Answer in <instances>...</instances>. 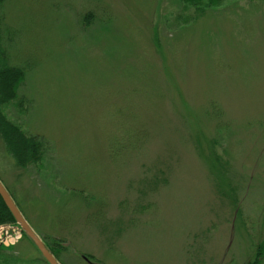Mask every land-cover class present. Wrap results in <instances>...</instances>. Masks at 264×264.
Wrapping results in <instances>:
<instances>
[{"label": "rangeland", "instance_id": "rangeland-1", "mask_svg": "<svg viewBox=\"0 0 264 264\" xmlns=\"http://www.w3.org/2000/svg\"><path fill=\"white\" fill-rule=\"evenodd\" d=\"M205 3L0 5V114L48 145L0 138V181L61 264H264V0ZM19 233L0 256L47 264Z\"/></svg>", "mask_w": 264, "mask_h": 264}, {"label": "trees", "instance_id": "trees-1", "mask_svg": "<svg viewBox=\"0 0 264 264\" xmlns=\"http://www.w3.org/2000/svg\"><path fill=\"white\" fill-rule=\"evenodd\" d=\"M3 1L4 0H0V5L3 3ZM183 1H185L188 5H195L197 8H199V10H202L205 6H208V3H205L207 0ZM176 18L177 21L182 20L183 23L186 22V16L179 15ZM1 46L2 45L0 42V104H5L16 99L17 89L20 82L24 78L25 69L23 67L9 66L7 54ZM0 138L5 143L6 150L13 156L16 163L22 167L41 162L48 150L47 142L43 137L37 135H27L25 132H23V130H21L19 125L7 120L1 114ZM9 222H14V219L0 197V224ZM6 248L7 247L0 246V252ZM52 254L60 262L58 255L54 252H52ZM3 257L0 256V258L3 260L7 258L6 256ZM7 260L8 259H6V262Z\"/></svg>", "mask_w": 264, "mask_h": 264}, {"label": "water", "instance_id": "water-1", "mask_svg": "<svg viewBox=\"0 0 264 264\" xmlns=\"http://www.w3.org/2000/svg\"><path fill=\"white\" fill-rule=\"evenodd\" d=\"M0 197L4 202L6 208L10 212L14 221L20 226L21 230L24 234L33 242L38 251L41 253L43 258L48 264H60L58 260L54 257V255L47 248L42 239L36 234V232L32 229V227L28 224V222L23 217L16 203L4 187V185L0 181ZM86 259V258H85ZM86 261L89 264H95L90 262L88 259Z\"/></svg>", "mask_w": 264, "mask_h": 264}, {"label": "built area", "instance_id": "built-area-1", "mask_svg": "<svg viewBox=\"0 0 264 264\" xmlns=\"http://www.w3.org/2000/svg\"><path fill=\"white\" fill-rule=\"evenodd\" d=\"M8 232H10V233H8ZM3 233L4 234L6 233L5 236L9 237L11 242H16L19 239V237H20L19 230L14 229L13 227L12 228L11 227H2V228H0V235H2ZM11 233H12V235L15 234L14 235L15 238H13V236H8V235H11Z\"/></svg>", "mask_w": 264, "mask_h": 264}]
</instances>
